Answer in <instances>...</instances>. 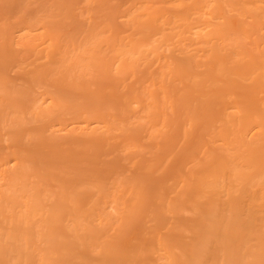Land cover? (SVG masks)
<instances>
[{
    "label": "rangeland",
    "instance_id": "obj_1",
    "mask_svg": "<svg viewBox=\"0 0 264 264\" xmlns=\"http://www.w3.org/2000/svg\"><path fill=\"white\" fill-rule=\"evenodd\" d=\"M0 264H264V0H0Z\"/></svg>",
    "mask_w": 264,
    "mask_h": 264
}]
</instances>
